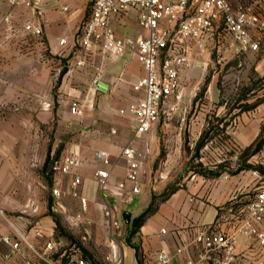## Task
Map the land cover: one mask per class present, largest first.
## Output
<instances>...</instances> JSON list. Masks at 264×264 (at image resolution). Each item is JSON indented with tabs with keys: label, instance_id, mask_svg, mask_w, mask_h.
<instances>
[{
	"label": "crops",
	"instance_id": "0c3cea01",
	"mask_svg": "<svg viewBox=\"0 0 264 264\" xmlns=\"http://www.w3.org/2000/svg\"><path fill=\"white\" fill-rule=\"evenodd\" d=\"M37 1L40 16L32 8L12 7L0 0V264H25L2 237L19 241L33 262L38 249L52 240L55 222L47 215L46 197L51 189L54 196L55 188L60 196L65 194L66 203L72 193L85 199V212L103 205L112 209V203L119 211L116 217L112 210L114 219L122 224L125 213L126 226L131 229L156 198L155 211L134 229L133 237L116 238L123 264H160L161 251L169 255L168 264H185L189 259L196 264H257L264 258V245L243 233L245 211L264 185V167L253 165L255 159L260 162V154L245 155L264 126V100L230 112L225 122L220 121L218 133L211 131L213 137L206 139L208 119L221 112L215 83L205 79L214 64L212 56L234 58L236 54L222 52L212 39L201 47L187 44L180 98L171 97L161 109L159 122L133 145L138 160L141 154L147 166L140 168L141 193L132 195L127 163L119 157L133 138L134 124L121 111L143 97V92L133 88L146 71L131 50L124 57L111 58L98 47L75 45L90 13L88 0ZM232 3L251 8L264 24V0ZM64 7L69 10L65 12ZM8 15L10 23L5 22ZM27 24H41L43 37L28 39L23 31ZM136 24L137 12L130 11L115 19L113 27L124 38L117 28ZM12 28L18 29L15 35ZM142 31L131 39L146 36ZM253 35L260 50L246 55L264 81V28ZM61 40L67 45L61 46ZM73 102L83 109L82 116L71 114ZM187 138L197 146L196 151L212 144L214 159L201 158L197 168L187 169ZM162 148L166 150L163 159ZM99 151L108 152L115 165L100 201L97 171L108 167L98 160ZM66 156L82 161L76 171L82 184L76 190L71 188L72 176L50 173L53 163ZM176 178L177 187L166 191ZM122 183L123 189L119 187ZM165 193L168 196L163 199ZM253 226L264 234V224ZM202 232L229 241L233 238L232 248L208 253L198 242Z\"/></svg>",
	"mask_w": 264,
	"mask_h": 264
},
{
	"label": "built area",
	"instance_id": "2783aa9c",
	"mask_svg": "<svg viewBox=\"0 0 264 264\" xmlns=\"http://www.w3.org/2000/svg\"><path fill=\"white\" fill-rule=\"evenodd\" d=\"M12 7L25 6L34 9L40 16V2L37 0H5ZM90 13L80 27L75 45L83 48L98 47L111 58L124 57L128 50L133 51L139 63L144 67L146 76L135 85V92H143V97L136 105L121 111L129 115L134 124L133 138L123 149L119 159L126 161L128 166L127 181L132 184V195L141 193L139 184L141 162L137 158L134 143L137 139L151 131L154 124L160 120L163 105L171 98H180V73L187 62V44L202 46L208 40H213L222 52H232L236 55L260 50L259 41L253 31L263 29L253 10L241 4L233 5L232 0H88ZM65 12L69 10L64 7ZM130 11L137 12V22L146 36L135 39L120 37L113 22L124 17ZM10 23V15L5 18ZM15 35L17 28H12ZM26 37L41 39L43 27L41 24L24 26ZM230 42V43H229ZM61 46L67 45L61 40ZM72 115L82 116L83 109L78 102H73L70 108ZM260 154V165L264 167V146ZM97 158L108 169L97 171L100 183L105 187L112 176L115 165L111 162V155L106 151H99ZM82 161L73 156L62 157L55 161L52 169L55 174L72 176L71 188L76 190L82 179L76 171ZM113 167V168H112ZM125 188L122 183L119 186ZM54 196H60L59 189H53ZM77 195V194H75ZM85 209L86 200L82 199ZM105 226L110 234V260L115 264H123L116 240L119 222L114 219L112 211L106 207ZM243 233L258 238L264 245V234L253 226V223L264 224V185L259 189L256 199L250 203L245 211ZM12 252L21 256L25 264H92L79 253L66 256L59 253L58 244L54 240L47 241L36 254V262L30 260L22 250L21 243L10 236L1 238ZM234 243V239H230ZM222 235H210L202 232L198 237L208 253L220 249H231L232 243ZM32 248V247H30ZM33 249V248H32ZM182 253V250L178 251ZM160 264H168L169 255L161 251L157 257ZM185 264H196L189 259ZM257 264H264L262 258Z\"/></svg>",
	"mask_w": 264,
	"mask_h": 264
},
{
	"label": "rangeland",
	"instance_id": "374dc122",
	"mask_svg": "<svg viewBox=\"0 0 264 264\" xmlns=\"http://www.w3.org/2000/svg\"><path fill=\"white\" fill-rule=\"evenodd\" d=\"M118 32H122L124 38H133L138 34H142L143 31L138 24L133 27H121L117 28ZM212 60L214 64L209 68L206 76V81H214V93L219 92L220 102L219 104L221 112L220 114L215 113L207 121L206 129L208 131L206 139L211 140L214 134L218 133L221 129L219 125L220 121L225 122L224 117H228L230 112L239 109H245V107L256 106L264 100V81L261 76V72L257 71L249 59L248 55L240 54L236 57H222L219 55H213ZM207 87V83L205 82ZM210 87V86H209ZM202 88V90H203ZM204 88V89H205ZM201 90V91H202ZM201 93V92H200ZM205 93V91H204ZM209 93V90L208 92ZM215 109V108H214ZM218 115V116H217ZM229 118H226V120ZM129 122L132 124L131 120ZM217 127V128H215ZM111 130V129H110ZM213 131L214 134H210ZM190 145H185L184 150L187 158V169H195L197 165L201 162V158L207 159V161H212L214 157L212 153V144L208 145V148L196 151V145L192 143L189 138L186 139ZM137 141H135L136 143ZM217 142V141H216ZM134 143V144H135ZM166 155V150L162 148L161 159ZM141 168L146 169L147 162L143 161L141 154L139 155ZM160 161V159H159ZM157 161L154 165V169L158 167ZM255 167H260V162L255 159L253 162ZM53 176L55 172L51 167L50 171ZM147 169V174H148ZM53 185V180L51 182ZM178 178L174 181L169 182L166 186V191L171 192L175 187H177ZM51 185V186H52ZM140 188H142L140 186ZM105 187L102 185L98 188V199L101 198L102 194L105 192ZM95 192V191H93ZM51 194L47 195L48 211L47 215L55 222L58 220L61 228L57 230V224L55 222L54 234L51 237L59 247V253H64L66 256L72 255L74 253H79L85 260L92 264H115L110 260L111 246H110V234L105 226L106 223V207L97 206V209L91 212H85L82 204V199L72 193L71 196L68 195L69 201L66 203L64 197L65 194L56 198ZM54 208V209H53ZM109 208V207H108ZM111 211L116 215L119 211L115 210L113 204L111 203ZM124 221L121 224L119 221V228L117 232L120 235L117 240L130 239L135 234V230L126 226V220L128 216L124 213ZM116 220V219H115Z\"/></svg>",
	"mask_w": 264,
	"mask_h": 264
},
{
	"label": "trees",
	"instance_id": "16d2710c",
	"mask_svg": "<svg viewBox=\"0 0 264 264\" xmlns=\"http://www.w3.org/2000/svg\"><path fill=\"white\" fill-rule=\"evenodd\" d=\"M205 89H203L201 91V95L204 93ZM202 142V141H201ZM202 146V145H200ZM264 146V126L262 127L261 133L259 135V137L257 138V140L253 143V145L250 147V149H248L247 151H245V155H247V157L249 155H254L257 154L261 151L262 147ZM247 167V166H246ZM247 168H252V167H247ZM202 174H204L202 171L200 172ZM174 190V189H173ZM172 192V191H171ZM168 196V193L163 194V199L166 198ZM154 200H156V198L153 199L152 204L149 206V208H147L140 217H138L137 219H135L134 223H133V227L134 229H138L144 222L145 220L155 211V202ZM56 224H57V230L61 228L60 223L58 220H55Z\"/></svg>",
	"mask_w": 264,
	"mask_h": 264
}]
</instances>
